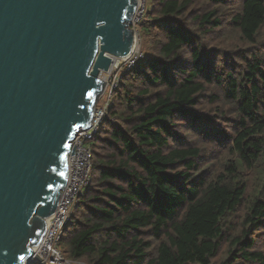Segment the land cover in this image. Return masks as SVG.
Returning a JSON list of instances; mask_svg holds the SVG:
<instances>
[{"label": "trees", "instance_id": "trees-1", "mask_svg": "<svg viewBox=\"0 0 264 264\" xmlns=\"http://www.w3.org/2000/svg\"><path fill=\"white\" fill-rule=\"evenodd\" d=\"M152 1L59 248L85 264H264V0Z\"/></svg>", "mask_w": 264, "mask_h": 264}, {"label": "water", "instance_id": "water-1", "mask_svg": "<svg viewBox=\"0 0 264 264\" xmlns=\"http://www.w3.org/2000/svg\"><path fill=\"white\" fill-rule=\"evenodd\" d=\"M137 0H0V264H26L112 57L135 46Z\"/></svg>", "mask_w": 264, "mask_h": 264}, {"label": "built area", "instance_id": "built-area-1", "mask_svg": "<svg viewBox=\"0 0 264 264\" xmlns=\"http://www.w3.org/2000/svg\"><path fill=\"white\" fill-rule=\"evenodd\" d=\"M147 10V0H137V8L129 24L135 37V46L130 56L126 60L112 57L109 69L99 73L98 78L105 82V87L94 108L91 126L88 129H80L71 143V146L74 145V154L68 155L66 186L61 192L55 212L46 219V230L41 242L32 248L33 254L26 264H85L65 259L59 244L70 222L79 196L91 184L93 171L92 142L99 133L113 95L119 87L121 77L138 68L144 59L142 39L138 27Z\"/></svg>", "mask_w": 264, "mask_h": 264}, {"label": "rangeland", "instance_id": "rangeland-1", "mask_svg": "<svg viewBox=\"0 0 264 264\" xmlns=\"http://www.w3.org/2000/svg\"><path fill=\"white\" fill-rule=\"evenodd\" d=\"M152 7H153V1H152V0H147V8H148V10H149V9H152ZM142 27H143V26L140 27V25H139V27H138V29H139V28L141 29V34L143 33ZM100 104H101V103L99 102V105H100Z\"/></svg>", "mask_w": 264, "mask_h": 264}]
</instances>
